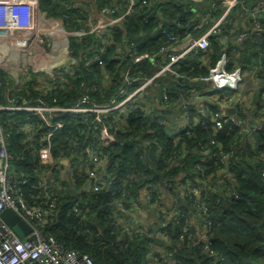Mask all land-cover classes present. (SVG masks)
<instances>
[{
	"label": "trees",
	"instance_id": "1",
	"mask_svg": "<svg viewBox=\"0 0 264 264\" xmlns=\"http://www.w3.org/2000/svg\"><path fill=\"white\" fill-rule=\"evenodd\" d=\"M37 1L41 10L53 18L61 19L73 55L82 60L91 57L92 60L88 66L80 63L71 74L66 75L67 81L54 89L37 82L12 85L9 74L0 70L3 79L0 105L23 104V101L33 105L38 103V98L51 105H68L92 89L89 93L91 100L106 103L125 84L126 70L135 79L154 74L155 63L151 58L136 63L132 59L141 52L154 54L161 46H169L164 38H160L158 31L161 26L168 28L170 25L161 23L156 12L183 23L197 16L198 12H206L212 0H147L140 7L141 0H133L136 6L133 11L128 10L129 3L126 0ZM114 3L116 11L100 18L110 30L107 34L109 41L100 50L101 39L93 26L87 23L91 16L88 10L94 8L100 11L103 6ZM150 11H154V14L146 18L145 15ZM94 20L96 23L99 19ZM225 29L232 30L233 27L227 25ZM263 41V35L250 33L243 46L238 48V62H252L257 54L251 53V49L256 47L263 50L261 60L264 62ZM223 49L217 37L211 36L206 50L181 58L177 65L181 71L189 74H205L207 64L213 63ZM155 84L157 97L161 98L166 91L172 102L180 92L186 98L190 88L196 85L170 75L156 78ZM135 85L136 80L131 87ZM263 96L264 80L256 94L258 100ZM26 114L25 111L1 110L0 121L8 132L6 149L12 155L10 166L14 172L27 178V183L20 185L22 196L29 205H34L41 177L52 164L47 161L48 150L41 148L43 143L37 134L34 135L33 146L24 149L25 136L17 124L23 121ZM8 118H13L15 123L8 124ZM57 119L62 126L53 129L52 138L49 139L51 156L73 155L70 161L78 166L73 179L61 180L55 187L58 192L55 207L40 223L41 229L53 236L58 244L89 255L95 264H145L143 255L146 237L133 235L125 246H119L113 232L115 229L109 223L112 208L116 205L127 207L129 199L137 197L144 183L156 185L162 182L168 194L176 195V203L190 217L197 208L192 202L196 195L176 192V183L182 181V178H178L179 174L189 173L194 183L206 178L208 180L213 174L214 179H224L228 187L221 188L218 182L211 186L205 182L203 188L195 185L201 190L207 204L208 250L219 256L216 264H264V179L261 176L264 168V129L255 133L261 143L251 149L249 137L243 128L226 120L222 129L215 130L213 123L207 120L205 125H196L193 133L184 137L186 148H182L176 140L165 136L162 127L153 123L152 118L130 112L120 123L112 118L107 119L108 130L114 136L115 143L106 148L97 136L92 135L93 127L96 126L92 113L84 121L73 117ZM33 120L43 124L37 117ZM148 129L153 130V134L146 132ZM137 144L145 145L144 150ZM88 147L93 151L108 152L107 187L97 190L83 188L88 179L86 166L89 170L94 167V163L87 158ZM207 149L210 150L208 156H203ZM208 157V162L202 165L203 170L198 169L201 160ZM56 178V170H53L49 181L55 184ZM75 203H78L82 213L72 210ZM183 223H186L184 219L180 223L169 222L165 228L170 238L169 250L173 264H211L212 259L203 251L204 242H195L192 235L190 239H178Z\"/></svg>",
	"mask_w": 264,
	"mask_h": 264
},
{
	"label": "built area",
	"instance_id": "2",
	"mask_svg": "<svg viewBox=\"0 0 264 264\" xmlns=\"http://www.w3.org/2000/svg\"><path fill=\"white\" fill-rule=\"evenodd\" d=\"M126 1L129 3V11L136 9L133 0ZM146 2L147 0H141L139 7ZM115 11V3L103 6L100 11L96 10L101 19ZM156 13L161 23L167 22L170 25L168 28L161 26L158 31L160 38H164L169 46H161L154 54L141 52L132 59L136 63L151 58L155 63V72L151 77L131 78L130 71L126 70L125 84L106 103L92 101L89 94L92 89L90 92L85 91L68 105H51L42 98H38V103L33 105L26 101L23 104L0 105V111L27 112L23 121L17 124V128L23 130L25 136L24 149L33 146L34 135L37 134L39 141L43 143L41 148L48 150L46 159L52 164L41 177L35 204L29 205L20 188L21 184L27 183V178L14 172L10 166L12 155L6 149L8 132L0 121V212L3 208L10 207L31 227L25 236L20 237L0 217V264H95L89 255L61 246L40 227V223L55 207L58 197L55 187L61 180L73 179L77 174L74 170L78 166L70 161L73 155H61L57 158L51 156L49 139L52 138L53 129L62 126L57 118L73 117L84 121L92 113L96 123L92 135L97 136L101 145L106 148L115 143L114 136L108 130L107 119L112 118L120 123L130 112L152 118L153 123L162 127L164 135L176 140L182 148H186L184 137L191 135L196 125H205L207 120L213 123L215 130L222 129L226 120L243 128L249 137L251 149L261 143L256 139L255 133L264 129V96L261 100L256 97L264 80V62L261 60L263 50L260 47L252 48L251 53L257 54L255 59L240 63L238 48L243 46L250 33H258L264 37V0H212L206 12H198L197 16L183 23ZM152 14L154 11L148 12L145 17ZM87 23L93 26L100 37L99 49L102 50L109 41L107 34L110 30L104 20ZM227 25L233 29L226 30ZM211 36H216L224 49L213 63L207 64V72L189 74L181 71L177 65L179 60L206 50ZM261 46H264V41ZM91 60V57L82 60L73 55L61 19L53 18L41 10L37 0H0V70L9 74L12 85L37 82L48 89H54L66 82V75L71 74L80 63L88 66ZM163 75L178 77L196 85L190 88L186 98L180 92L172 102L166 91L161 98L155 94V79ZM134 80L137 85L131 87ZM2 82L0 77V87ZM250 95L256 101L251 103ZM214 107L216 108L213 109ZM33 117L40 119L43 124H38ZM7 123H15V120L8 118ZM146 132L153 134L151 129ZM144 146L137 144L142 150ZM209 152V149L204 150L202 155L208 156ZM86 153L88 160L94 163L90 170L86 166L87 181H91L89 189L107 187L108 152L93 151L88 147ZM212 159L213 156L210 157ZM208 160L209 157L202 159V164L197 168L203 170L202 165ZM53 170H56L57 175L55 184L54 181H49ZM261 176L264 179V168ZM178 178H182V181L176 183V192L196 195L192 198L197 207L194 214L187 217L183 208L176 203V195H169L162 182L156 185L146 182L139 189L137 197H131V201L129 199L127 207L116 205L111 210L109 223L115 229L113 232L116 234V243L125 246L133 235H144L147 240L143 263L173 264L169 250L170 238L165 228L169 222L180 223L184 219L186 223L180 226L178 239H190L192 235L195 242H204L203 251L212 259L211 264H216L219 256L207 248V204L201 190L195 185L201 188L205 182H208V186L218 182L221 188L228 185L224 179H214L213 174L208 180L206 178L195 182L196 184L189 173L182 172ZM72 210L82 213L78 203L72 206ZM147 214L150 215L149 219L145 218Z\"/></svg>",
	"mask_w": 264,
	"mask_h": 264
},
{
	"label": "water",
	"instance_id": "3",
	"mask_svg": "<svg viewBox=\"0 0 264 264\" xmlns=\"http://www.w3.org/2000/svg\"><path fill=\"white\" fill-rule=\"evenodd\" d=\"M165 21H168V18H165ZM90 183L91 181L88 180L84 184V190L89 189ZM131 200L132 198H130V201ZM0 217L20 237L25 236L31 229L30 225L21 217V215L10 207L3 208L0 212Z\"/></svg>",
	"mask_w": 264,
	"mask_h": 264
},
{
	"label": "crops",
	"instance_id": "4",
	"mask_svg": "<svg viewBox=\"0 0 264 264\" xmlns=\"http://www.w3.org/2000/svg\"><path fill=\"white\" fill-rule=\"evenodd\" d=\"M90 9H91V8H89V10H90ZM89 10H88V11H89ZM91 11H92V12H91ZM91 11H89V12L91 13V16L87 19L89 22L92 21V20H94L95 18H96V19H99L98 22L102 21V20L99 18V15H98V13L96 12V10H95L94 8H92ZM88 21H87V22H88ZM145 218H146V219H149V218H150V215L147 214V215L145 216ZM153 219H154V218H153ZM227 264H229V263H227Z\"/></svg>",
	"mask_w": 264,
	"mask_h": 264
},
{
	"label": "rangeland",
	"instance_id": "5",
	"mask_svg": "<svg viewBox=\"0 0 264 264\" xmlns=\"http://www.w3.org/2000/svg\"><path fill=\"white\" fill-rule=\"evenodd\" d=\"M250 98H251V103H252L253 101H256V99L254 98V96L250 95Z\"/></svg>",
	"mask_w": 264,
	"mask_h": 264
}]
</instances>
